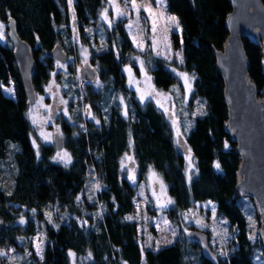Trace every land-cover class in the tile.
Here are the masks:
<instances>
[{
  "label": "trees",
  "instance_id": "obj_1",
  "mask_svg": "<svg viewBox=\"0 0 264 264\" xmlns=\"http://www.w3.org/2000/svg\"><path fill=\"white\" fill-rule=\"evenodd\" d=\"M102 3L73 0V20L67 0H0V20L6 22L12 17L18 34L32 47L36 92L41 93L50 80L55 60L45 53L58 43L67 55L88 46L105 80L101 92L88 85L84 98L80 96L71 108L77 121L76 110L83 99L94 110L98 124L62 122V149L71 157L65 166L55 158L58 150L53 144L34 147L32 126L26 116L27 99L12 47L0 41V249L31 253L30 258L37 261L33 238L44 228L47 241L38 264H71L69 252L75 254L78 264H213L183 233L172 244L142 252L137 223L126 217L135 211L136 183L153 169L166 183L174 202L166 212L170 219L203 201L214 204L227 218L230 230L235 232L230 240L234 250L228 257L219 258L217 264H253L255 246L263 248L259 238L255 242L249 239L247 219L239 199L233 198L238 158L223 129V84L212 53L213 47H222L228 34L224 20L231 11L229 0H166L167 10L180 23V32L171 34L173 48H180L182 53L180 68L195 76L187 108L191 127L182 137L196 167L190 179L185 173L186 155L175 140L170 121L152 101L140 104L127 95V116L111 102L112 93H127L121 68L136 50L123 22L111 30L99 22ZM74 29L78 38H74ZM244 47L250 62L249 75L261 96L264 58L259 47L247 41ZM148 63L157 88L168 89L176 83L166 59L148 56ZM70 68L71 74L62 81L73 88L70 93L80 94L74 67ZM10 84L13 96L3 90ZM198 103L203 105L204 114L193 115ZM130 140L136 165L134 181L129 179L128 169L122 168ZM92 173L101 189L92 202L77 200ZM48 211L54 224L48 221ZM21 218L25 223H20ZM2 262L0 257V264H7Z\"/></svg>",
  "mask_w": 264,
  "mask_h": 264
},
{
  "label": "rangeland",
  "instance_id": "obj_2",
  "mask_svg": "<svg viewBox=\"0 0 264 264\" xmlns=\"http://www.w3.org/2000/svg\"><path fill=\"white\" fill-rule=\"evenodd\" d=\"M121 7L124 6L122 0ZM143 2H151L153 8L156 7L155 0H143ZM107 7L106 0H103L102 5L100 6V9L98 11V20L99 22L106 28V29H113L115 24L118 22H123L126 26L129 21H135L137 19L136 13H134L129 6L127 11L128 15L117 19L113 25V27L110 29L101 18H100V12L102 9ZM163 12L166 16H176L172 13H170L167 10L166 6V0L165 4L162 8ZM113 15V11L111 8H109V17L111 18ZM140 16L142 19L140 20V27L143 29V42L145 44V51L141 52L138 48H136L134 45V48L136 52L129 57V61L122 66L121 70L124 75V81H125V87L127 90V93H124L123 91L114 92L111 95V102L113 104H117L119 106L120 112L123 114L125 111V108L127 110V115L129 113V106L127 102V95H132L140 104H145L147 101H152L155 106L162 112L164 116L165 113L162 108L158 107L157 101H161L164 103L165 107H168L172 109V106L174 105L173 111L175 112L174 118L177 120V122L180 124L181 132L183 133V129L186 126V124H191V118L188 117V100L190 99L191 93L187 95V98L185 99V93H184V82L180 76L176 74V72H173L172 69L175 68L177 72H184L189 74V76H192V73H188L183 71L180 68L181 63L179 62V58L175 56L176 52H180L179 49H174L172 46L171 41V34L173 32H180V29L177 30L175 27L171 29V31H165L163 22H161L160 30L155 34L156 39V50H153L151 47L152 45V37L153 33L151 31L152 24L151 21L148 20L145 22V18L147 17V13L143 12L141 10ZM0 25H3V33H4V39L0 40L2 42H9L7 38V25L6 22H2L0 20ZM126 32L132 42V37L129 35V30L125 27ZM134 32L137 31V29H133ZM133 44V42H132ZM168 45H170V51L168 49ZM83 49L88 50L87 55V64L84 63L85 57L81 54ZM160 51L161 54L158 56L156 55V51ZM148 56H153L154 58L160 57L163 59H166L168 61V69L176 76V83L171 86L168 89H159L157 88L153 83V78L150 73V65L148 63ZM182 56V53H181ZM136 57H139L140 61H143L144 64V70L147 73V76L151 77L150 84L146 81L145 75L141 72L140 63L135 59ZM40 59H42V56H40ZM58 61H55V68L51 72L50 80L47 84L44 85L43 90L41 93L36 92V100L37 101L40 97H43V104L45 105H51L50 110H45L44 108H41L38 104L35 102L28 105L26 116L28 117L31 126H32V134H31V140L33 143V140L36 141L35 148L38 147L39 144H53L52 138L54 132H57V129H59V134L61 137H63V133L61 131V125L62 122H67L71 125L74 123H80L84 124L86 122H94L98 124L96 121H98L97 116L95 115V112L92 108H90V105L87 104V102H84L82 99V105L80 104L79 108L76 110L77 118L75 121L74 118V110L72 111L71 108L74 107L75 101L80 98V96L83 97V93L88 87L90 86V89L93 91H99L101 92L103 88L105 87V80L103 78V72L101 68L97 66L96 63L91 58V54L89 52L88 46H81L79 49L75 50V53L68 54V60L66 63H60L63 64L64 67H58L57 66ZM70 66L74 67V76L76 80V85L80 94L73 95L70 93L73 88H70L68 83L62 81V79H66L69 74H71V68ZM83 66H89L93 67L97 73V77L94 81L88 82L84 80L79 79V68ZM125 67H130L132 69L131 79L132 83L130 85V76L129 73L125 71ZM55 73V75H53ZM55 81V86L53 87L51 92H46L45 88L49 85L50 82ZM97 82H99L100 87H97ZM193 82V81H192ZM137 87L141 89L142 92L147 93L152 88H154L157 92L165 93L168 96V100L164 101L163 97L160 96H153L148 97L146 100L142 103L140 101V92H137ZM11 88L12 91L8 92L5 89ZM173 89H177L178 91H173ZM4 92L8 96H13V88L10 84L9 86H6L3 88ZM58 90V92H57ZM54 93H57L56 95H53ZM123 98L125 101V104L122 105L120 103V98ZM84 98V97H83ZM63 99L67 101V104H60V100ZM197 108L192 112L198 113V111L203 112V105L201 107V103L197 104ZM85 106H88L91 110V116H95V119H92L91 116L88 114V111ZM32 110V117L37 120V124L34 125L32 123V118L29 117V111ZM67 109L68 115H65L64 110ZM124 115V114H123ZM196 115V114H195ZM49 116H51L50 119ZM125 116V115H124ZM167 119L170 121V125L172 126V118L171 113L169 116H166ZM47 119L48 122L45 124H42L41 121ZM174 130V129H173ZM41 132L48 134L51 133V136L48 140H45L43 136H41ZM175 133V131H174ZM178 138L175 134V140ZM181 150L185 155H188V148L182 144ZM67 152L66 150H58L55 158L59 160L57 154ZM68 153V152H67ZM126 154L128 156L132 157V151L131 146L127 150V152L124 155L123 158V165L124 169H128V175H133L135 172L136 165L131 160L125 159ZM191 155V153H190ZM192 162H193V168L192 170H189L188 166V160L187 165L185 169L186 177L188 179L191 178L196 172L195 162L193 159V156L191 155ZM216 163H214L215 165ZM156 174V177L152 176V173ZM157 178L159 181H162L165 189L161 191L160 185L157 182ZM98 182L95 174H89L85 189L80 193L79 199L83 200L84 198L90 202L94 200V196L98 190H95L93 188V185H95ZM101 187L99 188V190ZM155 193V195H154ZM157 196L160 197V203H163L167 199L172 198L168 194L167 185L162 180L160 175L155 172L153 169H149V171L145 174L143 179L139 180L136 183V195L134 198L135 203V211L132 214H129L127 217H132V221H135L137 223V236L138 241L140 244V247L142 249V252L146 249H158L163 246H167L169 244H172L177 238L179 233L185 234L189 229L195 228L201 231H204L208 234L209 237V244L213 251L218 255L219 258H225L228 257L229 254H231L234 250V247L230 245V240L233 239L235 232L230 230L229 222L227 218L220 214L217 210L214 204H209L208 201L203 202H196L192 205V207L186 209L183 211L180 215L177 216L174 220L170 219L166 212L167 209H169L171 205H168L166 208H159L157 206ZM91 197V199H90ZM173 201V200H172ZM239 205L242 209V212L244 216L247 219L248 223V229H249V237L253 236L254 238L251 239L252 242H255L258 238L257 235V216L252 204V201L249 198L242 197L239 198ZM213 207L215 208V218H213ZM101 211L100 208L97 209V213ZM48 213H52L51 211H48ZM249 217H251V222L249 220ZM197 220L202 221L205 227H201L196 223ZM164 221H167V225L164 223ZM254 222V224L252 223ZM51 224H54L51 222ZM251 225V226H250ZM225 229L227 230V234L225 235ZM173 232H175V235H173ZM151 237V239H150ZM39 238H42L43 240V250L45 248V244L47 241L46 234L44 228H42L33 238V249L36 255L37 261L41 259V256L36 254L34 244L36 242H39ZM166 241H172V243H166ZM11 250V251H10ZM8 255L3 258V262L7 264H38L36 260H32L28 253L25 252H19L14 249H6L4 250ZM43 253V252H42ZM73 253V252H71ZM221 253H227L226 255H222ZM10 257H15V259H10ZM2 262V263H3ZM70 262L71 264H78L76 262L75 254L73 256H70ZM126 264V263H123ZM253 264H264V251L257 246L254 248V256H253Z\"/></svg>",
  "mask_w": 264,
  "mask_h": 264
},
{
  "label": "water",
  "instance_id": "obj_3",
  "mask_svg": "<svg viewBox=\"0 0 264 264\" xmlns=\"http://www.w3.org/2000/svg\"><path fill=\"white\" fill-rule=\"evenodd\" d=\"M231 11L224 25L227 37L221 48H212L215 67L222 80L223 102L226 107L224 132L234 145L231 150L237 155L233 198L246 197L252 201L257 216V235L264 250V94L249 75L250 62L245 51V41L260 48L264 58V0H229ZM7 38L12 47L27 105L36 100L32 73L36 67L31 45L20 37L16 23L8 17ZM45 56L66 63L68 55L58 43ZM97 73L93 67L79 68V79L92 82ZM56 150L63 148L62 137L54 132L52 138ZM183 144L182 139L179 142ZM185 236L195 242L202 255L217 264L219 257L209 244L208 234L189 229Z\"/></svg>",
  "mask_w": 264,
  "mask_h": 264
},
{
  "label": "snow or ice",
  "instance_id": "obj_4",
  "mask_svg": "<svg viewBox=\"0 0 264 264\" xmlns=\"http://www.w3.org/2000/svg\"><path fill=\"white\" fill-rule=\"evenodd\" d=\"M67 2H68V5H69V10L72 11V13H73V20H75V13H74V10L72 8L73 0H67ZM122 2L124 4L123 7H121L120 0H106L107 7H105L104 9L101 10L100 18L105 23H107L108 27L111 29L117 19L123 18V17L128 15L127 9L130 6L132 11L134 13H136L137 19L135 21H129V23L125 27L129 30V35L132 37L133 45L136 48H138L139 51H141V52L145 51V44L143 42V29L140 27V20L142 19V17L140 16L141 10H143V12L147 13V17L145 18V22L150 20L151 24H152L151 31H152V33L154 35L152 37V41L153 42H152L151 47L153 48V50H156L157 42H156V39H155V34L160 30L161 22H163L165 31H171V29L173 27H175L177 30L180 29V23H179L178 18L176 16H166L165 13L163 12L162 8H163V6L165 4V0H155V5H156L155 8H153L151 2H143V0H122ZM109 8H111L112 11H113V15H112L111 18L109 17ZM3 27H4L3 25H0V40L4 39V33H3V30H2ZM134 28L137 29L136 32L133 31ZM85 31L86 32H91L92 30L91 29H85ZM74 38H78L76 36L75 29H74ZM167 47H168V49L170 51V45H168ZM81 54L85 57L84 63L87 64L88 50L87 49H83ZM160 54H161V52L157 50L156 51V55L159 56ZM175 56L177 58H179V62L182 64L183 63V58L181 56V53L180 52H176ZM135 59L140 63L141 72L145 75L146 81L150 84L151 77L147 76V73L144 70L143 61H140L139 57H136ZM57 66L58 67H64V65L60 64L59 61L57 63ZM125 71L129 73L130 85H131V83H132V79H131L132 69L130 67H125ZM172 71L176 72V74L182 78V80L184 82V93H185V99H186L187 95L189 93H191V91H192V81L195 79V76L194 75L189 76V74L184 73V72H177L175 68H173ZM53 75H55V73H53ZM54 86H55V81L50 82L49 85L45 88V91L46 92H51ZM97 87H100L99 82H97ZM5 90L8 91V92L12 91L11 88H8V89H5ZM173 91H178V90L177 89H173ZM57 92H58V90H57ZM137 92H140V97L139 98H140V101L142 103L146 100V98L153 97L154 95L163 97L164 101L168 100V96L165 93L157 92L154 88H152L150 91L145 93V92H142L139 87H137ZM56 94L57 93H54L53 95H56ZM43 99H44L43 97H40L37 101H35V103L38 104L41 108H44L45 110H50L52 106L43 104ZM120 103L122 105L125 104V101H124V99L122 97L120 98ZM60 104H65L66 105L67 101L61 99L60 100ZM157 105H158V107L163 109V111H164L166 116H169L170 113H171L172 126H173V129L175 131L176 137L178 138L177 142L179 143L180 139H182V137H183V134L186 133L188 131V129L191 127V124L190 123L186 124V126L183 129V133H182L180 124L174 118V116H175V112L173 111L174 105L172 106V109H170L168 107H165L164 103L159 101V100L157 101ZM85 107H86V109L88 111V114L91 116L90 108H88V106H85ZM201 107H202V105H201ZM64 112H65V115H68L67 109H65ZM123 114L125 116H127L126 108H125V111H124ZM195 114L202 115L204 113L198 111V113H194V115ZM28 115H29L30 118H32V123L34 125H36L37 124V120L32 117V110L31 109H30ZM50 118H51V116H49L48 119H50ZM91 118L95 119V116H91ZM47 122H48L47 119L41 121V126H42V124H45ZM96 122L99 123V121H96ZM57 132L59 133V129H57ZM41 136H43L45 140H48L50 138V136H51V133L45 134V133L41 132ZM33 145H34V147L37 146L35 140H33ZM130 146H131V140H130ZM225 147H228L227 143L225 144ZM190 153H191V150L188 149V155H186L185 158L188 160L189 170H192L193 162H192V158H191ZM57 156H58L59 160H61V161H63L65 163V166H67V164H69L71 162V157H70V155L67 152L58 153ZM125 159L131 161L132 157L128 156L126 154ZM123 167H124V165H123V161H122V168ZM215 167L217 169H219L220 168L219 163H216ZM152 176L156 177V174L153 172ZM129 179L134 181L135 177L132 176V175H129ZM157 182L160 185L161 191H163L165 189V186H164L163 182L159 181L158 178H157ZM100 187H101V185L98 182L95 185H93V188L95 190H99ZM154 195H155V193H154ZM90 199H91V197H90ZM77 200H79V197H77ZM173 203L174 202L171 199H167L163 203H160V197L157 196V206L159 208H166L168 205H171ZM209 204H211V202H209ZM33 211H35V210H33ZM212 211H213V218H215V208L214 207H213ZM46 216L48 218L49 223H51V213H46ZM126 219L130 220V219H132V217H126ZM249 220L251 222V217H249ZM20 223L21 224L25 223L23 218H21ZM164 223L167 225L168 222L164 221ZM196 223L198 225H200L201 227H205L206 226L200 220H197ZM252 223L254 224V222H252ZM226 234H227V230L225 229V235ZM173 235H175V232H173ZM253 238H254L253 236L249 237V239H253ZM150 239H151V237H150ZM166 243H172V241H166ZM42 244H43L42 238H39V242H36L34 244L36 254L41 256V258H42V252H43ZM221 254L222 255H226L227 253H221ZM7 255L8 254L4 250L0 249V257H5ZM27 255H31V253H28ZM69 255L73 256L74 253L69 252ZM89 256H91V253H89ZM10 259H15V257H10Z\"/></svg>",
  "mask_w": 264,
  "mask_h": 264
}]
</instances>
